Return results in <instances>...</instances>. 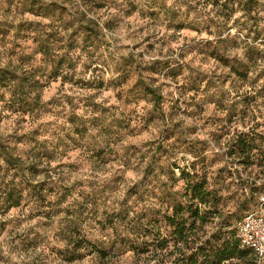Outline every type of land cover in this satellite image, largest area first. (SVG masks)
<instances>
[{"label": "clouds", "instance_id": "obj_1", "mask_svg": "<svg viewBox=\"0 0 264 264\" xmlns=\"http://www.w3.org/2000/svg\"><path fill=\"white\" fill-rule=\"evenodd\" d=\"M0 264H264V0H0Z\"/></svg>", "mask_w": 264, "mask_h": 264}]
</instances>
